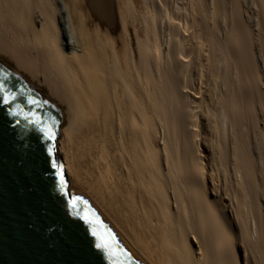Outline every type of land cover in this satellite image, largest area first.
<instances>
[{
	"label": "bare ground",
	"instance_id": "obj_1",
	"mask_svg": "<svg viewBox=\"0 0 264 264\" xmlns=\"http://www.w3.org/2000/svg\"><path fill=\"white\" fill-rule=\"evenodd\" d=\"M0 57L142 264H264V0H0Z\"/></svg>",
	"mask_w": 264,
	"mask_h": 264
},
{
	"label": "water",
	"instance_id": "obj_2",
	"mask_svg": "<svg viewBox=\"0 0 264 264\" xmlns=\"http://www.w3.org/2000/svg\"><path fill=\"white\" fill-rule=\"evenodd\" d=\"M4 75L8 79L0 83L16 100L7 105L0 95V264H142L81 199L75 210L70 206L78 196L56 158L65 121L61 109L0 57V76ZM14 111L20 116L11 115ZM32 113L54 125L55 140H46L23 119ZM53 162L63 170L66 196L60 193ZM93 230L111 246V254L95 247L100 241Z\"/></svg>",
	"mask_w": 264,
	"mask_h": 264
},
{
	"label": "snow or ice",
	"instance_id": "obj_3",
	"mask_svg": "<svg viewBox=\"0 0 264 264\" xmlns=\"http://www.w3.org/2000/svg\"><path fill=\"white\" fill-rule=\"evenodd\" d=\"M0 79L7 80L8 77L6 75H4V76H0ZM0 95L3 96V102L5 104H7V105H10L13 101L16 100V95L11 93L5 87V85L3 83H0ZM30 102L33 103V104L37 103L36 101H31V100H30ZM11 115L20 116V113L14 111V112L11 113ZM23 119L27 120L30 124L35 126L43 134V137L46 140H48V141L55 140L54 125L53 126L46 125L45 122L40 117L36 116L35 113H32L31 116L24 115ZM17 123H18V121H17ZM52 154H53L52 148H48V155L52 156ZM52 166H53V168L56 169L57 175H58L59 180H60L59 188H60L61 195H65V196L68 195L67 190H66V184H65V181H64V177H63L62 168L57 166L55 164V162H53ZM79 200H80V198L76 197L73 200L69 201L70 206L74 210L77 208V201H79ZM81 218L84 219L86 223H89V224L92 223V221L88 220L87 216H83ZM92 235L97 237L98 241H100V242H98L95 245V247L97 249H100V250L105 251V252H109L111 254V246L106 241H104L102 237L98 236V234H97V232L95 230H93Z\"/></svg>",
	"mask_w": 264,
	"mask_h": 264
},
{
	"label": "rangeland",
	"instance_id": "obj_4",
	"mask_svg": "<svg viewBox=\"0 0 264 264\" xmlns=\"http://www.w3.org/2000/svg\"><path fill=\"white\" fill-rule=\"evenodd\" d=\"M63 32H64V37H63L64 41L70 40L72 42V37H71L72 35H71L70 31L68 29H66V30L64 29ZM192 91L194 92L195 89Z\"/></svg>",
	"mask_w": 264,
	"mask_h": 264
}]
</instances>
